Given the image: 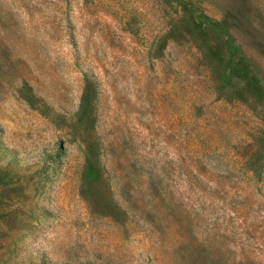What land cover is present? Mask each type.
<instances>
[{
    "label": "rangeland",
    "instance_id": "obj_1",
    "mask_svg": "<svg viewBox=\"0 0 264 264\" xmlns=\"http://www.w3.org/2000/svg\"><path fill=\"white\" fill-rule=\"evenodd\" d=\"M0 264H264V0H0Z\"/></svg>",
    "mask_w": 264,
    "mask_h": 264
},
{
    "label": "trees",
    "instance_id": "obj_2",
    "mask_svg": "<svg viewBox=\"0 0 264 264\" xmlns=\"http://www.w3.org/2000/svg\"><path fill=\"white\" fill-rule=\"evenodd\" d=\"M88 90V89H87ZM82 102L81 105H80V109H79V114L83 115V114H86L87 111L89 110V107L86 106V104H88V101L90 99V94H89V91H84L83 94H82ZM95 142L94 141H90L87 143V149H88V152L91 156L87 157V158H91V159H88L87 160V163L89 162L88 166L90 167H95V168H98V158L94 156V151H95ZM88 167V168H90Z\"/></svg>",
    "mask_w": 264,
    "mask_h": 264
}]
</instances>
